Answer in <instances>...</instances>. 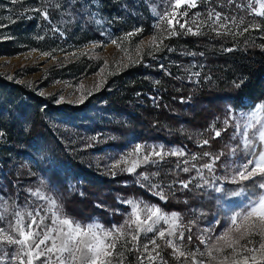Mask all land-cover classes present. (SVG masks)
<instances>
[{"label":"rangeland","instance_id":"obj_1","mask_svg":"<svg viewBox=\"0 0 264 264\" xmlns=\"http://www.w3.org/2000/svg\"><path fill=\"white\" fill-rule=\"evenodd\" d=\"M119 1L120 4L117 3L118 0H91V6L83 11H92L96 14L85 22L84 20H80L79 17H77L76 20H73L71 16L67 15L68 10H56L54 8L57 3H63L64 0H16V3H13L12 0H0V25L7 26L0 27V43H8L7 46L0 47V50L16 51L13 54L0 55V74L8 79L9 77H12L9 80L26 83L30 92L41 99L36 104H41L42 108L49 104L77 108L88 103V101L93 100L95 95L102 91H105L107 95H110L112 88L118 90L122 88L126 89L124 95L129 94L128 97L131 100H138L139 95L133 93L134 91L128 93V90H130L129 86H123L125 78L122 76L130 67L140 64H153V69L155 70L158 66L160 67L161 64L164 65L165 61L171 57V52H167L166 50L157 53V59L148 56L147 52L149 51L148 45L151 42V38L154 35L160 34V30L153 27L154 23L157 22V17L154 16V13L160 15H163L165 11L170 13L172 11L171 5L174 3V0H171V2H169V0H149L148 6H145L144 0H136L141 6L139 9L141 17H138L137 22L139 25L136 27H142L144 31L130 40L123 42L118 41L121 46L117 47L110 42V36L111 38H119L123 36L124 33L132 31L129 27L136 24L135 21L130 19L119 21L117 15L118 11L127 10L128 6H132V4L128 5L127 0ZM80 2L84 3V0H80ZM262 2H264V0H262ZM249 4H251V7H249ZM45 5H47L49 11L52 12V24L44 20L38 13L30 11L32 8ZM125 5L127 6L126 9L124 7ZM237 5L240 7H237ZM209 6L225 16L236 17L237 23L229 24L232 32H243L244 27H249V32L243 34H247L250 39H257L261 42L263 33L253 27L256 24L260 25V23L264 21V17L257 16L252 10L253 8H259L257 0H233L232 3H229L228 0H207V3L202 2V0H197L196 8L187 9V6H181L179 13L187 11V15L181 16L180 22L183 23L185 20L192 21L195 19L196 23L189 24L194 30H196L197 24H203L200 31L204 34L212 32L217 36L215 32L211 31L207 23H205L208 20ZM77 7H79V5H77ZM197 12L200 13L199 17H195ZM109 19H112L113 21L111 24L107 22ZM241 19H243V23H240ZM148 20H151L150 30H145L144 24ZM96 21L101 22L97 23ZM221 23H224V21L222 20ZM53 24L64 32L63 36H61L59 32L51 30ZM162 27L165 26L162 25ZM176 30L178 32L180 31L178 25L176 26ZM89 32L94 35L96 34L95 38L92 40H85L83 36ZM108 34H110V36ZM163 35L166 37V32L163 33ZM179 36L185 39L187 36L193 35ZM227 36H229L232 42H238V38L242 35L235 37L232 35ZM38 37H43V39H38ZM177 37L178 36L165 38L164 44L179 50V53L183 52L184 54H187L182 46L183 42L179 41V39H174ZM215 39L216 37L214 40ZM141 41H144V44L142 45V50L138 54L136 46L140 44ZM94 44H99L100 46L94 47ZM218 48H220V46ZM33 49H35V51H32ZM221 49L225 50L228 48L227 46L225 48H222L221 46ZM44 52L52 53V56H54L55 59H53L52 56H43L42 53ZM84 56L95 57L102 60V62L91 74L77 78L75 77L77 69L72 68L71 65L79 59H83ZM141 56L143 59L140 63H132L133 60H138ZM188 56L189 55L184 56L185 61L175 59L177 62L176 70L182 75L183 81L193 84L195 88H199L211 78V75H204L203 66H197L196 63H193L192 61L189 62V60L186 59ZM182 62L186 64L185 70ZM88 63L89 62L83 61L81 68L88 69ZM187 64H189V66ZM125 65L128 66L125 67ZM102 69L103 71H101ZM195 71H199L201 76L199 78L193 77L190 79V73ZM147 74L154 75V73ZM205 76L209 77V79H204ZM152 84H154V81L148 84L144 83L147 87ZM61 97H63V99H61ZM152 97H156V94L152 93L151 95L152 104H154ZM145 99L147 98L145 97L144 100ZM11 100L15 99L13 98ZM98 100L99 98L94 99L95 102L93 101L86 111L90 116L97 113L96 119L92 121L90 117L86 123H81L77 119L74 121L69 120L65 116H58L50 112L45 113L48 130H50L52 138L48 140L43 147L39 145L38 151L33 153L32 157L11 153L8 154V157L10 158L8 166L14 170L16 176L15 189L17 195L5 197L0 191V216L5 217L4 223H0V227H6L9 221H13V214L17 211L24 214L26 212L34 211L37 206H42L44 209H48L50 207L49 200H55L61 206L64 216L71 218L74 221H78L82 225L95 222L103 225L105 228H111L113 225H121L125 222L128 218L127 214L130 213V206L117 202V197L122 195L121 192H115L110 195V198L114 199L118 206H111V214H108L107 217H101L98 219V217L93 216L88 220L83 217L81 218L82 221L80 219L75 220L72 218L67 213V211L70 210L68 205L71 203L74 205L77 204L78 199L74 198L75 195L73 192L80 190L82 186L83 189H85V183L78 178L82 184L78 189L76 181H73V178H70V185L64 187L63 184L58 183L54 171L49 170L50 168H54L53 166H56L57 164L58 167L61 166L62 164L56 162L57 159H59L58 154L67 152L77 161L90 167L93 171H101L104 174L110 175L109 166L119 160L121 156H126L128 153L132 152L137 144L162 145L151 142H136L132 140L131 136H128L120 147L115 146L114 142L120 138L121 134L111 128L113 122H124L126 119L120 114L111 113L110 110L112 108L106 107V100ZM144 100L140 99L142 103ZM242 104L250 105L252 103L249 99L245 98L242 99ZM256 104L258 103L253 104L252 108H254ZM252 108L243 113L250 112ZM80 118L83 119L84 115H80ZM105 119L108 123H106ZM161 120L166 122L163 118H161ZM6 122L7 119L3 115H0L1 146L6 145L11 137V133L4 128ZM94 123L99 128V131L97 132H92L90 129L96 126ZM10 125L12 126V124ZM87 125L89 128L86 127ZM215 127L217 128L216 123ZM23 128L24 129L21 131H15L14 134L18 135L23 131L26 134L29 131L28 123H25ZM208 134L213 135V132L210 130ZM208 134L199 130L191 132V136L195 140L197 147L191 153H188L185 150L188 154L186 158L190 160L192 154L200 156V147L198 146L197 139L199 136H207ZM231 136L226 141L220 142L215 151L217 154L221 151L225 153L229 151V147L235 143L234 141H231ZM226 145L229 147H226ZM165 148L171 149L174 148V146L170 148L166 146ZM42 149L45 151L42 152ZM35 157L37 158V161H32ZM222 158V162L219 165L221 168L219 175H223L225 172V169L221 167V165H227L229 162L228 156H222ZM46 159H48L53 166L49 163L44 164ZM183 159L185 158H182L181 161ZM232 159H239V157ZM2 163L3 161L0 158V164L2 165H0V170L4 165ZM190 163H195L197 167L200 166L199 159L196 161H190ZM121 166L123 167L124 165L122 164ZM181 166L183 167L184 165L181 163ZM163 169L164 165L161 163L158 166H141L137 169V172L147 171L150 173L159 171V177L154 178L153 182L165 185V191L167 192V185L172 182L167 180L166 176L163 174ZM4 185L5 183L0 181V186L4 187ZM29 190L32 192L39 190L41 196L47 197L49 200H40L38 197H30L28 194ZM126 199L128 198L126 197ZM133 199L140 200L150 205H157L165 213L177 212L180 214L181 219L179 224L184 231V242L182 245L179 243V232H177V237H174L173 239L174 242L177 243L179 250L185 251L186 253L195 252L197 246L200 251H204V245L200 244L197 239L203 228L212 225L216 229L214 233L215 235L227 226V219L225 222L220 221L219 225H215L214 221L219 219L218 217H215L214 219H211L212 223L206 224L194 213H183L179 210H167L152 199H144L140 197H133ZM41 215L43 216L44 212H41ZM46 223L50 224L51 219L49 218L46 220ZM157 227L166 229L168 226L161 223ZM189 229H191V232H189ZM189 234L193 237L191 243L187 240ZM154 235L155 233H149L146 238L141 234L139 239L140 252H143L142 245L147 243ZM166 239L167 237L165 240L159 239L158 236L156 237V243L161 246L157 251L160 252V257L163 258V261H166L167 264H192L190 257H178V255L177 257H174L172 255L173 249L166 246ZM128 247H132V245L129 244ZM153 247V245L149 244L150 251ZM140 252L135 250L128 252L125 250L124 264H139L137 257L140 256ZM152 255L155 256L156 253L153 252ZM197 258H200L198 253ZM143 264H149L148 253L143 254ZM152 264H162V262L158 257L156 261L152 262Z\"/></svg>","mask_w":264,"mask_h":264},{"label":"snow or ice","instance_id":"obj_2","mask_svg":"<svg viewBox=\"0 0 264 264\" xmlns=\"http://www.w3.org/2000/svg\"><path fill=\"white\" fill-rule=\"evenodd\" d=\"M12 2L16 3V0H12ZM202 2L207 3V0H202ZM228 2L232 3L233 0H228ZM257 3H259V8L252 10L257 16L264 17V2L257 0ZM144 4L148 6L149 0H144ZM90 6L91 0H84V3H81L80 0H64L63 3H57L54 8L68 10L67 15L71 16L73 20L79 17L80 20L87 22L96 14L92 11H83ZM181 6H187V9L196 8L197 0H174L170 13L167 11L163 15L154 13L157 22L153 27L160 30V34L151 38L148 45V56L155 57L157 53L165 50L167 52L175 51L174 48L164 44L165 38L179 35H204L200 31L203 24H197L196 30L189 26L190 23H196L195 19L180 22V17L187 15V11L179 13ZM124 7L127 8L126 5ZM237 7L240 6L237 5ZM30 11L38 13L50 24L53 23L52 12L49 11L47 5L32 8ZM199 15L200 13L197 12L195 17H199ZM222 20L224 23H221ZM96 22L100 23L101 21ZM107 22L111 24L113 21L109 19ZM205 23L217 36L232 35L235 37L250 30L249 27H244L243 32H232L229 24H236V17L225 16L210 6L208 20ZM240 23H243V19ZM177 25L180 29L179 32L176 30ZM0 27L7 26L0 25ZM253 27L261 28L259 24ZM51 30L59 32L61 36L64 35V32L54 24ZM143 31L142 27H134L132 31L124 33L119 38H111L110 34L108 35L110 42L120 47L118 41L130 40ZM165 32L166 37L163 35ZM38 39H43V37H38ZM143 44L144 41H141L136 46L138 54L142 50ZM98 46L100 45L94 44V47ZM225 51L231 52L233 49L228 48ZM42 55L48 57L52 56V53L44 52ZM187 55L195 56L197 54L187 53ZM52 58L55 59L54 56ZM142 59L141 56L140 59L133 60L132 63H140ZM127 66L125 65V67ZM160 68L165 70L166 74H170L163 64L160 65ZM200 76L201 73L195 71L190 73L189 78H199ZM11 78L9 77V79ZM204 79H209V77L205 76ZM242 83V80L239 83L234 82L236 87H240ZM152 99L155 103L158 98L152 97ZM227 112L228 115L222 122V128H216L215 122L210 126V130L213 132L211 139L213 140L232 128L231 141L235 143L230 147L226 145L229 147L227 153L221 151L218 154H212L204 151L200 156L192 154L189 160L186 158L188 154L184 148L166 149L164 145L137 144L132 152L121 156L119 160L109 166L110 175L116 176L119 173L134 175L136 184L165 203L170 195H175L176 190L191 192L193 189H197L206 192L210 189L214 192H224V185L227 183L247 184V187L242 186L239 191L232 193L234 196H244L247 202L239 211L228 217L227 226L215 235L216 229L212 225L201 230L197 239L200 244L204 245V251H200L198 246L195 252L180 251L173 239L179 232V243L182 245L184 242V231L179 224L180 214L177 212L165 213L157 205H150L133 198L117 197L119 203L130 206V213L127 214L128 218L123 224L105 228L95 222L82 225L80 222L64 216L61 206L55 200L41 196L39 190L36 192L29 190L30 197L49 200L50 207L44 209L42 206H37L34 211L24 214L17 211L13 214V221H9L6 227H0V264H5V262L7 264H124V251L140 252V236L143 234L147 238L149 233H155V235L142 245L143 252H140V256L137 257L139 264H143L144 253H148L149 264L156 261L158 257L162 264H167L160 257V252L157 251L161 247L156 243L157 236L161 240H165L167 237L166 246L173 249L174 257L177 255L178 257H190L192 264H264V101L256 104L248 113H236L231 107L227 109ZM197 143L199 147L203 148L209 145L210 140L203 139ZM222 156H228L229 162L227 165H221L225 172L223 175H218L216 164ZM168 157L178 158L176 168L179 171L188 174L194 173V175H189L187 180H174L169 183L166 192L165 185L153 182L154 178L159 177V171L137 172V169L141 166H158ZM205 157L209 158V162L202 163L199 167L195 163H190V161ZM236 157L239 159H232ZM179 158L185 159L181 161ZM181 163L184 165L183 167H181ZM97 206L100 207V205ZM41 212H44L43 216ZM49 218L51 219L50 224L46 223ZM4 220L5 217L0 216V223ZM161 223L168 227L166 229L158 228L157 226ZM214 224L219 225L220 220L216 219ZM192 239V235L189 234L188 242L191 243ZM129 244L132 247H128ZM149 244L154 246L151 251ZM153 252L156 253L155 256L152 255Z\"/></svg>","mask_w":264,"mask_h":264},{"label":"trees","instance_id":"obj_3","mask_svg":"<svg viewBox=\"0 0 264 264\" xmlns=\"http://www.w3.org/2000/svg\"><path fill=\"white\" fill-rule=\"evenodd\" d=\"M117 3L120 4V1L118 0ZM127 3L128 5L132 4V6H128L127 10L118 11L117 15L119 21L127 19L135 21L136 24L129 27L130 30H133L139 25L137 20L138 17H141L139 12L141 6L136 0H127ZM144 25L145 30H150L151 20L146 21ZM260 26L261 28L258 30L263 33L261 42L257 39H250L247 34L239 37L238 42H232L229 36H215L212 32L199 36H187L185 39L180 36L174 38L183 42L182 46L186 53L197 54L195 56L189 55L186 59L196 63L197 66H203L204 75H211V78L199 88L183 81L182 75L176 70L177 62L175 59L185 61L184 56L187 54L179 53V50L175 49L164 64L165 69L170 74H166L165 70L159 66L154 70L153 64L150 63L132 66L124 72L122 76L125 78L123 86H129L128 93L130 91L139 93L138 100H131L128 97L129 94L124 95L126 89L123 88L120 90L112 88L110 95H107L105 91L96 94L94 99L106 100V107L112 108L109 109L111 113L120 114L126 119L124 122H113L111 128L121 134L114 145L120 147L126 138L131 136L132 140L136 142H151L169 148L172 146L181 147L191 153L197 147L191 136L192 131L199 130L208 134L209 127L213 122L216 123L217 128L223 127L222 122L228 115L227 109L229 107L234 112L241 113L250 110L253 104L264 101V21L260 23ZM95 35L89 32L83 37L85 40H92ZM7 44L2 42L0 47H5ZM219 46L220 48H218ZM221 46L222 48L227 46L233 51H225L221 49ZM15 52L0 50V55ZM201 53L203 55H200ZM157 57L158 54L154 58L157 59ZM83 61L89 62L88 69L81 68ZM101 62L102 60L95 57L84 56L83 59L74 62L71 67L77 69L75 77L79 78L94 72ZM182 64L185 70L186 64L183 62ZM187 65L189 66V64ZM147 73H154V75ZM241 80L243 81L242 85L236 87L234 82L239 83ZM153 81L154 84L149 87L144 85V83L148 84ZM152 93L156 94L158 98L154 103L155 105L152 104ZM145 97L147 99L144 100ZM13 98L15 100H11ZM245 98L249 99L252 104H242V99ZM94 99L77 108L53 104L42 108L41 104H36L41 99L30 92L26 83L9 80L0 74V115L7 119L4 128L11 133L10 141L4 146L0 145V158L4 164L0 170V181L5 183L4 187L0 186V191L5 197L17 195L15 189L16 176L14 170L8 166L10 160L8 154L32 157L33 153L38 151L39 145L43 147L52 138V134L48 130L45 113L50 112L58 116H65L73 121L77 119L81 123H86L90 117L94 121L97 113L90 116L86 112ZM140 99L144 100L143 103ZM182 100L184 102H181ZM80 115H84V118H80ZM161 118L166 122H163ZM105 121L108 123L106 119ZM25 123H28L29 131L26 134L23 131L15 135V131L24 129ZM86 127L89 128L88 125ZM90 129L92 132L99 131L97 125ZM232 131V128H229L226 133H222V136L215 140L211 139L212 134L199 136L197 141L210 140L209 145L200 147V155L204 151L217 154L215 151L220 142L230 138ZM43 151L45 150L42 149ZM58 156L59 159L56 162L62 164L59 167L58 164L53 166L48 159L44 162V164L49 163L54 167L49 170L54 171L58 183L67 187L70 185V178H73L78 189L82 185L79 179L85 183V189L82 186L80 190L73 192L74 198L78 199L77 204H69L70 210H66L75 220H81L83 217L88 220L93 216L100 219L110 215L111 206H118L114 199L110 198V195L115 192H121L120 197L122 199H126V197L152 199L167 210L194 213L206 224L212 223L211 219L215 217H218L221 222H225L228 217L239 211L247 202L244 196L232 195L233 192L239 191L240 187H247V184L227 183L224 185V192H214L210 189L206 192L197 189H193L191 192L176 190L175 195H170L165 203L136 184L134 175L127 173H119L116 176L107 175L101 171H93L67 152L59 153ZM222 159L221 157V160L217 161L216 164L218 175L221 171L219 165ZM177 160V157H168L162 163L164 165L163 174L168 181L187 180L189 175H194V173L188 174L179 171L176 168ZM32 161H37V158L35 157ZM207 162H209L207 157L199 159V164ZM20 195L22 196V194Z\"/></svg>","mask_w":264,"mask_h":264}]
</instances>
